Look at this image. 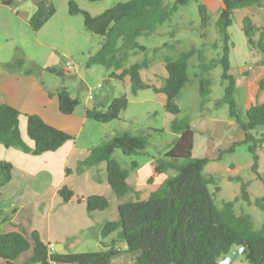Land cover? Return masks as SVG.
<instances>
[{
    "label": "trees",
    "instance_id": "obj_1",
    "mask_svg": "<svg viewBox=\"0 0 264 264\" xmlns=\"http://www.w3.org/2000/svg\"><path fill=\"white\" fill-rule=\"evenodd\" d=\"M129 0L118 2L98 15L81 9L75 1H70L72 15L83 14L85 26L92 33L102 36L100 49L89 57L88 66L103 65L112 78L124 80L129 76L133 94L140 90L153 88L155 92L165 93L167 100L165 109L175 116L171 130L175 138L169 149L156 158L155 171L168 174L160 186L152 191L148 198L142 199L135 191L132 170L139 164L133 162L130 168L124 167L113 157L117 149L125 155L147 153L153 135L162 129L148 128L135 134L130 130L118 131L91 148L87 158L80 161L78 170L107 163L109 183L120 202L119 219L107 221L101 228L103 250L83 253L58 252L44 242L38 232H33L34 251L32 257L23 264H112L113 260L123 253L117 242L126 243V252L135 255L137 264H220L233 249L246 246L243 256L249 264H264V222L257 228L253 216L247 206L255 205L264 210V197L255 201L251 198V180L242 177L239 196L229 199L219 197L220 187L213 176L206 175V168L212 162L207 157L193 155L195 131L190 116L182 115L179 98L183 90L192 81L191 59L198 60L194 74L198 80L201 96V110H205L208 98L212 93L214 79L212 71L222 68L221 80L224 86L223 97L216 105L227 104L230 116L244 132V139L235 143L230 149L221 151L219 160L231 154L239 145H247L253 154L255 163L253 170L257 172L258 151L264 144V102L254 103L247 109L246 118L237 111L235 90L237 81L232 73L230 27L235 21V11L252 6H263L264 0H221L223 7L216 28L221 36L222 50L217 57L206 55L205 45L180 52L176 57L166 56L164 61L168 77L162 87L148 84L141 75V70L149 67L150 60L127 65L132 54L147 51V47L139 43L143 35L154 34L159 25L171 20L179 6L187 5L190 0ZM55 7L42 0L36 4L35 11L29 19L34 31H39L55 14ZM201 30L211 24V16L206 4H199ZM199 29V30H200ZM242 30L251 48L261 53L259 62L264 66V26H258L253 19L246 16ZM206 32L202 33V37ZM167 46V44H165ZM157 52V50H155ZM24 63L18 59L6 64L10 70ZM51 72L63 73L56 67L46 68ZM264 89V77L259 81ZM60 108L63 113L71 114L80 105V100L73 97L67 87L57 90ZM129 105L127 95L113 98L108 104L96 105L86 110L88 118L108 123L120 118L121 112ZM21 112L7 103H0V142L6 147H17L25 152L42 154L55 151L64 143L73 139V135L47 123L39 114H28V136L35 142L30 148L23 141L19 119ZM13 165L8 161L0 162V185L11 180ZM71 172L70 169L67 170ZM215 186V191L212 190ZM65 202L75 197V192L64 186L59 190ZM132 193L135 198H128ZM79 202L85 200L89 213L104 211L109 208L110 201L105 195L78 197ZM10 220L1 217L0 224ZM111 234L116 237L107 243L105 239ZM31 247V241L18 231L0 233V257L7 264L15 260Z\"/></svg>",
    "mask_w": 264,
    "mask_h": 264
},
{
    "label": "crops",
    "instance_id": "obj_2",
    "mask_svg": "<svg viewBox=\"0 0 264 264\" xmlns=\"http://www.w3.org/2000/svg\"><path fill=\"white\" fill-rule=\"evenodd\" d=\"M40 1L42 0H0V30L9 37L8 41L16 31L17 22L20 26L23 23L29 24L36 4ZM216 2L219 4V1ZM205 4L209 6L208 2ZM2 10H9L14 16H4ZM255 50L251 48L246 37L242 39L239 46L234 44L231 51L232 73L237 81L235 90L237 111L244 118L249 106L264 102V89H261L259 84L264 77V66L259 64L262 56H258L255 60L256 64H248ZM166 56L169 55L166 54L164 57ZM54 59V61H60L58 58ZM1 65L3 64L0 63V103L10 104L21 112L19 128L26 145L30 148L35 146V142L27 132L28 114H39L47 123L70 133L74 138L57 150L42 154L25 152L17 147L8 148L0 142V162L8 161L13 165L11 180L0 185V207L2 208L0 216L10 217V220L0 224V233L12 231L22 233L31 241L29 250L32 248L34 251L32 234L36 231L54 251H57V247L58 252H75L74 249L78 243L83 241L91 231L101 246L100 250H103L101 228L105 222L119 219L120 200L109 183L106 162L86 168L82 172L78 170V165L89 156L91 148L96 145L94 142L88 145L79 143L85 127L91 120L87 117L86 110L96 105L108 104L109 98L101 96L102 98L94 99L88 96L73 113L66 114L61 111L57 88L45 85L31 71L10 70ZM53 65L47 64L46 67H53ZM235 70H240L237 75L234 73ZM141 75L148 84L162 87L168 77L164 59L161 63H151L149 67L142 69ZM124 81L126 85L131 86L129 76ZM156 93L165 105L166 94ZM187 95V92L185 95L181 94L179 104L182 115L190 116L192 119L195 131L193 155L212 159L206 168V175L213 176L217 180L220 187L217 195L229 199L239 196L242 182L238 178L242 177L252 181L250 189L253 201L264 197V146L258 151L257 172L253 170L255 160L247 145L237 146L233 153L219 160V150H221L219 148V105L215 104L212 108H208L206 104V109L201 110V101L196 102L195 106L189 105L186 102ZM168 115L171 128L175 116ZM228 117L222 120L227 127L236 122L230 113ZM237 130L236 138L230 139L226 148L244 139V132L238 133ZM86 139L89 141L94 137L88 135ZM160 156V154L152 155L148 162L140 163L136 169L132 170L135 191L139 192L142 199L148 198L150 193L156 190L168 176L155 171L156 158ZM68 169L71 172H68ZM64 186L75 192V197L68 202H65L59 193ZM211 188L213 191L216 190L215 186ZM94 194L107 196L110 201L109 208L91 214L85 200L79 202L77 199ZM135 197L136 194L132 193L128 198ZM250 207L258 208L255 205ZM255 213L259 214V211ZM115 237L116 234H111L105 241L110 243ZM116 245L123 254L126 252L125 242L120 241ZM33 251L26 260L19 263L21 254L14 264H23L28 261ZM0 264H7V261L0 257Z\"/></svg>",
    "mask_w": 264,
    "mask_h": 264
},
{
    "label": "rangeland",
    "instance_id": "obj_3",
    "mask_svg": "<svg viewBox=\"0 0 264 264\" xmlns=\"http://www.w3.org/2000/svg\"><path fill=\"white\" fill-rule=\"evenodd\" d=\"M70 1H75L81 9L90 12L92 15H98L118 2L129 0H48L55 7L56 12L39 31H34L28 23H23L20 26V23L17 22L16 31L8 41L9 37L0 30V63L3 64L1 66L22 59L24 63L16 66L18 71H31L45 85L57 88V90L64 86L67 87L72 96L80 100V104H83L88 96H92L94 99L106 96L111 101L115 97L127 95L129 105L121 112L119 119L103 123L90 118L91 120L85 127L83 136L79 140L81 145H88L93 142L98 145L118 131L130 130L138 134L143 129L157 128L162 129V131L152 136L147 153L125 155L121 149H117L113 157L120 161L124 167L130 168L135 161L140 165V163L148 162L150 156H157L166 152L169 149V144L175 138V134L169 127L170 116L164 103L159 99L153 88L140 90L137 94H133L130 85H126L124 80L112 78L103 65L88 66L89 57L100 49L103 37L92 33L86 28L83 14L72 15L70 13ZM216 1H219V4ZM168 2L173 3L174 0ZM206 2L209 3L208 10L211 16V24L208 28L201 30L202 20L199 4H205ZM222 7L223 2L221 0H190L187 5L179 6L171 20L159 25L154 34L143 35L138 38L139 43L147 47V51L132 54L127 65L145 58L150 60V64L161 63L166 54L176 57L180 52L191 48V46L201 47L205 45L207 57H217L222 50V41L215 23L219 18ZM2 13L4 16H14L9 10H2ZM246 16L251 17L256 25L264 26V5H252L235 11V21L230 27L233 46L234 44L239 46L242 39H246V35L242 30L243 20ZM203 32H206L204 37H202ZM54 53L55 56H53ZM258 56L262 55L255 50L248 64H256L255 60ZM54 58H58L60 61H54ZM197 63L196 57L191 59L190 74L192 81L182 93L183 95L186 92L188 93L186 102L192 106H195L196 102L202 99L199 93L198 80L194 74L195 70L197 71ZM47 64H55L53 67L62 70L63 73L47 70ZM239 71L235 70L234 73L237 75ZM221 73L222 68L220 66L211 73L214 84L212 93L208 98V108H212L224 95L225 85L222 84ZM218 113L220 157L221 151L231 148H226V146H228L230 139L236 138L237 128L239 129L237 130L238 133H242L243 130L237 122L234 125H228L229 127L223 123L222 120L229 118L227 104H220ZM260 131L264 132V127ZM88 135H92L94 139L87 141L86 137ZM219 197L222 196H217L218 204ZM246 208L253 216L256 227L259 228L264 222V210L250 206ZM255 211H259V214H256ZM100 249L101 246L90 231L74 250H76L75 253H83L100 251ZM32 251L31 248L29 251L22 253L19 263L26 260ZM112 264L137 263L134 254L125 252L115 258ZM235 264L249 263L241 255L235 260Z\"/></svg>",
    "mask_w": 264,
    "mask_h": 264
},
{
    "label": "water",
    "instance_id": "obj_4",
    "mask_svg": "<svg viewBox=\"0 0 264 264\" xmlns=\"http://www.w3.org/2000/svg\"><path fill=\"white\" fill-rule=\"evenodd\" d=\"M246 249V246H239L233 249L224 259L221 260L220 264H235V260L241 256ZM56 250L59 249L56 247Z\"/></svg>",
    "mask_w": 264,
    "mask_h": 264
},
{
    "label": "built area",
    "instance_id": "obj_5",
    "mask_svg": "<svg viewBox=\"0 0 264 264\" xmlns=\"http://www.w3.org/2000/svg\"><path fill=\"white\" fill-rule=\"evenodd\" d=\"M92 97V96H91Z\"/></svg>",
    "mask_w": 264,
    "mask_h": 264
}]
</instances>
